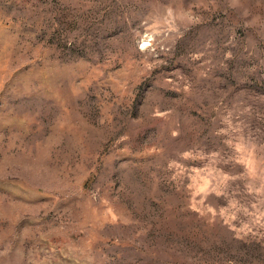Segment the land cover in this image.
I'll return each mask as SVG.
<instances>
[{
  "label": "rangeland",
  "instance_id": "1",
  "mask_svg": "<svg viewBox=\"0 0 264 264\" xmlns=\"http://www.w3.org/2000/svg\"><path fill=\"white\" fill-rule=\"evenodd\" d=\"M0 264H264V0H0Z\"/></svg>",
  "mask_w": 264,
  "mask_h": 264
}]
</instances>
